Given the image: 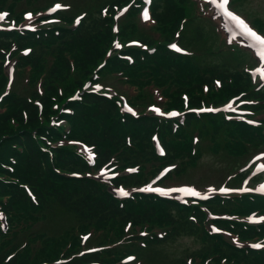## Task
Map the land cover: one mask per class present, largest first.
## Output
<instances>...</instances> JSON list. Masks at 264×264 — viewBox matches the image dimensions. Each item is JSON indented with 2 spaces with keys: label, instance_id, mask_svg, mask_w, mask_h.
<instances>
[{
  "label": "trees",
  "instance_id": "obj_1",
  "mask_svg": "<svg viewBox=\"0 0 264 264\" xmlns=\"http://www.w3.org/2000/svg\"><path fill=\"white\" fill-rule=\"evenodd\" d=\"M19 1L10 0L12 16L27 7L34 10L43 7L38 6L37 0H26V6L19 9ZM67 1L72 3L70 8L57 13L61 23L23 34L0 31V93L7 85L2 50L16 42L17 50L12 54L19 56L17 78L0 104V208L9 220L6 231L2 230L0 221V264L115 263L130 252L146 256L147 264H156L160 261L158 246L164 248L181 235L199 238V248L191 252L199 264H264V250L240 248L221 234H210L206 229L207 214L200 205H183L152 195L138 197L137 201L126 200L121 205L107 184L85 176L91 167L75 145L69 143L72 139L85 140L97 147L99 164L114 157L120 169L140 165L139 173L115 180V183L131 185L147 180L162 164L179 161L177 173L181 172L188 164L197 163L206 150L215 154L224 152L227 159L243 155L263 145L264 136L246 124L227 122L213 114L201 118L189 114L186 129L175 135L170 122L149 115L124 118L113 99L92 92H85L82 100L68 103L71 92L92 77L114 35L111 18L101 16L102 0ZM126 1L112 0L111 3ZM189 3L190 0H155L154 14L162 22L155 27L161 35L158 43L146 31L134 28V34L144 42H156L155 53L141 57L136 48L130 50L137 58L135 64L124 63L113 55L101 69V75L123 71L131 85L147 90L159 87L167 94L170 92L177 105L182 103V91L190 92L192 103L199 105L200 96L196 92L202 90L203 82L211 83L215 76L224 80L220 99L239 91L264 99L262 91H252L249 74L241 68L245 54L222 50L217 37L212 31H205L204 26L198 24L181 32L185 44L203 53L197 50L198 54H180L167 47V41L174 38L187 15ZM8 4L9 0H0V6ZM81 11H86L82 23L78 27L69 26ZM133 18L129 16L125 22ZM190 25L188 22L187 29ZM57 27L59 34L55 32ZM24 47H31V52L19 54ZM208 54L212 58H208ZM70 59L74 60V67ZM209 96L213 97L212 91ZM36 98L43 102L42 111L35 103ZM136 100H142L140 103L145 106L142 94ZM71 106L75 109L73 114H58L61 108ZM263 107L261 103L255 109ZM53 116L65 119V123L53 124ZM192 128L201 131L202 140L195 149ZM154 131L159 132L166 145L164 157L156 153L152 140ZM224 132L225 139L222 138ZM150 165L152 168H148ZM71 172H81L84 176H70ZM242 177L243 172H239L235 180ZM26 184L36 193L37 203L29 196ZM207 204L217 214L246 215L253 210L264 213V196L256 194L224 201L217 196ZM128 221H132L133 230L137 226H148L151 231L164 230L165 235L159 237L156 232L152 233L153 237L135 235L136 241H126L124 229ZM216 222L237 233L241 240L264 234V227L247 222L225 219ZM84 232L91 234L83 243L81 234ZM140 238L145 239L146 246L139 244ZM122 239L126 242L118 243ZM95 246L102 248L87 251ZM62 258L65 261L57 262ZM185 260L186 256H181L170 264H186Z\"/></svg>",
  "mask_w": 264,
  "mask_h": 264
},
{
  "label": "rangeland",
  "instance_id": "obj_2",
  "mask_svg": "<svg viewBox=\"0 0 264 264\" xmlns=\"http://www.w3.org/2000/svg\"><path fill=\"white\" fill-rule=\"evenodd\" d=\"M46 0H38V3H43ZM50 1V0H48ZM67 1V0H64ZM73 1V0H70ZM69 2V1H67ZM242 8L252 12L255 16L264 18V0H246L241 4ZM242 9V10H243ZM224 155H215L211 153H205L198 165L190 166L187 172L181 176L180 181L175 183H193L200 188H205V184L208 182L219 184L223 181L228 173H231L233 166H236L237 162L234 158L226 159ZM240 160V159H238ZM243 162V160L241 161ZM181 192L182 187L177 189ZM200 241L193 235H184L176 239L174 242L167 245L165 248H159V259L163 262H171L174 257H178L185 252L192 251L199 247ZM178 255V256H176Z\"/></svg>",
  "mask_w": 264,
  "mask_h": 264
},
{
  "label": "snow or ice",
  "instance_id": "obj_3",
  "mask_svg": "<svg viewBox=\"0 0 264 264\" xmlns=\"http://www.w3.org/2000/svg\"><path fill=\"white\" fill-rule=\"evenodd\" d=\"M227 2H228V0H224V5H226ZM56 7L59 8L60 5H57ZM27 15H28V18L31 19V14H27ZM228 15L234 21H236L239 26H241L243 29H246L248 35L254 37L257 41H259L260 43L264 44V39H261L259 36H257V34L254 31H252L242 19H240L239 17L235 16L234 14H232L230 12L228 13ZM3 18H4V15L0 14V20H2ZM173 115H175V113H173ZM193 194L194 195H198V193H195V192H193ZM255 247H260V245H255Z\"/></svg>",
  "mask_w": 264,
  "mask_h": 264
}]
</instances>
